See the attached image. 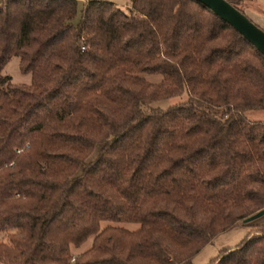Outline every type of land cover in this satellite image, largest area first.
I'll use <instances>...</instances> for the list:
<instances>
[{
	"label": "trees",
	"instance_id": "1",
	"mask_svg": "<svg viewBox=\"0 0 264 264\" xmlns=\"http://www.w3.org/2000/svg\"><path fill=\"white\" fill-rule=\"evenodd\" d=\"M260 209L264 55L227 22L197 0H0V264H194ZM254 227L205 264H264Z\"/></svg>",
	"mask_w": 264,
	"mask_h": 264
},
{
	"label": "rangeland",
	"instance_id": "2",
	"mask_svg": "<svg viewBox=\"0 0 264 264\" xmlns=\"http://www.w3.org/2000/svg\"><path fill=\"white\" fill-rule=\"evenodd\" d=\"M84 0H77V10L81 7ZM113 2L116 6L126 11L130 6V0H107ZM236 7L256 26L264 30V0H232ZM78 15L76 14L72 21L77 20ZM3 73L9 74L11 81L21 82L23 81L25 74L18 70L17 59L12 56L7 61L3 68ZM142 76L149 80L156 82L160 79L159 74L155 73H144ZM175 101V98H169L166 100L158 101L152 103V105H158L160 107H165ZM96 147L95 150H97ZM95 154V151L88 157L91 158ZM245 223H240L230 229L224 230L215 237H213L210 242H208L204 247L194 256V264H205L208 259L215 254L219 253L223 247H233L248 230H253L255 224H264V212L258 217L244 221ZM248 222V223H246ZM122 225L128 228H134L137 224L133 222H123ZM1 236V235H0ZM91 237H88L82 244L78 247L72 248V252L76 253L90 244Z\"/></svg>",
	"mask_w": 264,
	"mask_h": 264
},
{
	"label": "water",
	"instance_id": "3",
	"mask_svg": "<svg viewBox=\"0 0 264 264\" xmlns=\"http://www.w3.org/2000/svg\"><path fill=\"white\" fill-rule=\"evenodd\" d=\"M208 7L215 15L227 22L240 33L247 41L256 47L264 55V30L250 21L237 7L228 0H197ZM260 209L243 220L248 221L261 215Z\"/></svg>",
	"mask_w": 264,
	"mask_h": 264
},
{
	"label": "crops",
	"instance_id": "4",
	"mask_svg": "<svg viewBox=\"0 0 264 264\" xmlns=\"http://www.w3.org/2000/svg\"><path fill=\"white\" fill-rule=\"evenodd\" d=\"M14 57L17 59V64H18V57L17 56H14ZM23 74H25L26 76H24L23 81L21 82L28 83L30 80V74L29 73H23Z\"/></svg>",
	"mask_w": 264,
	"mask_h": 264
},
{
	"label": "built area",
	"instance_id": "5",
	"mask_svg": "<svg viewBox=\"0 0 264 264\" xmlns=\"http://www.w3.org/2000/svg\"><path fill=\"white\" fill-rule=\"evenodd\" d=\"M73 259V256L71 257V260Z\"/></svg>",
	"mask_w": 264,
	"mask_h": 264
}]
</instances>
